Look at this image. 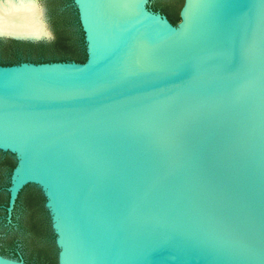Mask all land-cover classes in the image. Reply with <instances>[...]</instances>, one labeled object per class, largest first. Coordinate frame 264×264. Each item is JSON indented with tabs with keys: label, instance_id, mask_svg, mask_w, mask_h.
Returning a JSON list of instances; mask_svg holds the SVG:
<instances>
[{
	"label": "water",
	"instance_id": "1",
	"mask_svg": "<svg viewBox=\"0 0 264 264\" xmlns=\"http://www.w3.org/2000/svg\"><path fill=\"white\" fill-rule=\"evenodd\" d=\"M72 3L85 61L0 64L7 221L32 184L58 264H264V0Z\"/></svg>",
	"mask_w": 264,
	"mask_h": 264
},
{
	"label": "rangeland",
	"instance_id": "2",
	"mask_svg": "<svg viewBox=\"0 0 264 264\" xmlns=\"http://www.w3.org/2000/svg\"><path fill=\"white\" fill-rule=\"evenodd\" d=\"M43 8V18L46 23V28L49 31L47 36L43 37L41 44L46 46H40L37 44L28 46L25 44H17L13 42V39H1L0 38V64L10 65L16 64L22 61L36 62L39 59H60V58H81L86 57L84 36L80 27L78 14L72 0H59L58 4L52 11L53 14L62 17V26L55 23L51 18L50 2L48 0H36ZM53 7V5H52ZM56 16V19L58 18ZM60 25V26H59ZM62 29V30H61ZM63 31L65 34L62 39L59 38V31ZM58 36V37H57ZM61 37V36H60ZM59 42H54V41ZM32 43V42H31ZM74 58V59H73ZM63 61V60H56ZM70 61V60H65ZM3 178L0 179V183L7 187L9 185V171L3 166ZM30 191L34 192L35 200L37 204V218L43 224V229L39 232H32L31 229H20L17 227V218H19L22 210L25 208V195ZM8 201V192L4 191L0 195V253L5 256H22L26 260L34 264H58L57 252L58 249L55 245V235L51 229V222L48 211L44 206V196L39 188L35 185H26L22 190L18 198V207L13 213L15 220L12 225H6L4 220L6 216L5 208L3 207ZM32 237L36 240L42 237L44 239L42 243L36 245L31 242ZM46 242V243H44ZM43 246L48 250L43 252ZM47 249V248H46Z\"/></svg>",
	"mask_w": 264,
	"mask_h": 264
},
{
	"label": "bare ground",
	"instance_id": "3",
	"mask_svg": "<svg viewBox=\"0 0 264 264\" xmlns=\"http://www.w3.org/2000/svg\"><path fill=\"white\" fill-rule=\"evenodd\" d=\"M48 34L36 0H0V35L40 38Z\"/></svg>",
	"mask_w": 264,
	"mask_h": 264
},
{
	"label": "trees",
	"instance_id": "4",
	"mask_svg": "<svg viewBox=\"0 0 264 264\" xmlns=\"http://www.w3.org/2000/svg\"><path fill=\"white\" fill-rule=\"evenodd\" d=\"M170 3H173V2L170 1ZM51 4L53 5V7H52ZM56 4H58V1H56V0L50 2V5H51L50 6V9H51L50 10V12H51V18L54 19V17H55V23L56 24H60L62 26V20L63 19H62L61 15L57 16V14H53V12H52L54 10V7L56 6ZM179 11H180V9H179ZM162 13H164L166 15V17L168 18V20L171 23H173V24H175V23H177L179 21V13H178V17H176V18L170 16V14L167 11H165V10H163ZM56 16L58 17L57 19H56ZM58 31H59L60 34H58L59 35V38H57V39L59 40V39H62L63 38L62 36L65 33L63 31H60V30H58ZM13 42H16L17 44H20V45L21 44H25V45H28V46H32V45L37 44V43H31V42H25V41H17V40H13ZM54 42L56 43V42H59V41L56 40ZM38 44H40V46H43V47L46 46L45 44H41V42H39ZM85 59H86V57L83 56L81 58H75L74 61L83 62V61H85ZM56 60H63L64 61V60H71V58L70 59L69 58L39 59L36 62H46V61H56ZM5 153H7V152H5ZM2 165L5 166V168L9 171V174H10L12 168L15 165V161L13 159H11V157H9V156L4 157V159L0 161V179L3 178V174H2L3 173V166ZM24 201H25V208L22 210V215L24 217H27V219L30 221L29 222L30 223V226L28 227V229H31L32 232H39L38 229L39 230L43 229V224L36 217L37 216V204H36L34 192L30 191L29 193H26ZM6 204H7V202H6ZM26 223L27 222H25V224ZM43 241H44V239L42 237H40L37 240L34 237H32V239H31V242L33 244H36V245H38L40 243H42V245H43ZM44 243H46V242H44ZM46 248L48 250V246Z\"/></svg>",
	"mask_w": 264,
	"mask_h": 264
},
{
	"label": "flooded vegetation",
	"instance_id": "5",
	"mask_svg": "<svg viewBox=\"0 0 264 264\" xmlns=\"http://www.w3.org/2000/svg\"><path fill=\"white\" fill-rule=\"evenodd\" d=\"M52 1H55V0H48V2H52ZM56 1H59V0H56ZM6 156H9V157H11V159L14 160V158H13V156H12L11 154L0 151V161L3 160L4 157H6ZM2 166H3V165H2ZM2 174L4 175V173H2ZM5 190H6V186L4 187L3 184L0 183V195H1L2 193H4ZM20 193H21V191H20L19 194H18V197H17L16 203H15L14 208H13V210H12L11 221H7L6 216H5V220H4V222H5V224L8 225V226H9V225H12L13 220H15V218H14V216H13V213H14V211L16 210V208L18 207V203H19V202H18V198H19ZM7 203H8V201H7ZM6 206H7V204L5 203V205L3 206V207L5 208V211H6ZM33 221H34V220H33ZM25 222H27V223L25 224ZM29 222H30V221L27 219V217H24V216L22 215V212H21L19 218H17V227H18V230H20V229H28V227L30 226V223H29ZM46 250H47L46 247L43 246V252L46 251ZM0 254H1V253H0ZM2 255H3V254H2ZM4 256H5V255H4ZM8 257H9V256H8ZM11 258L22 259V260H23L25 263H27V264H34V263H32V262L26 260V259H25L24 257H22V256H12Z\"/></svg>",
	"mask_w": 264,
	"mask_h": 264
}]
</instances>
